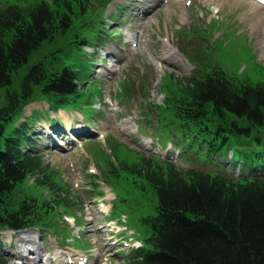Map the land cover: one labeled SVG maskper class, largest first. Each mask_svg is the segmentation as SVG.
<instances>
[{
	"label": "rangeland",
	"instance_id": "rangeland-1",
	"mask_svg": "<svg viewBox=\"0 0 264 264\" xmlns=\"http://www.w3.org/2000/svg\"><path fill=\"white\" fill-rule=\"evenodd\" d=\"M37 1L52 2L0 0V7ZM64 1L71 8L70 28L42 44L31 54L30 64L44 59L56 67L68 64L85 70L77 104L52 113L34 96L23 102L17 117L19 121L25 116L29 130L34 128L35 148L51 171L43 181L54 182L57 192L38 183V175L27 177L16 197H33L31 210L44 226L2 231L0 256L8 264H22L15 240L8 236L29 232L41 248V260L22 253L30 263L50 264L62 257L69 264L66 253H78L84 259L77 264H130L133 249L149 235L138 218L152 212L154 195L146 186L142 197L138 179L121 171L120 163H135L142 156L169 159L171 151L179 150L172 117L161 110L165 91L177 90L179 78L215 66L233 77L264 81V40L240 17L241 6L226 7L222 0H184L183 6L167 0ZM256 1L264 5V0ZM84 35L94 46L81 43ZM165 44L177 50L181 66L162 58ZM3 95L0 90V102ZM49 114L56 126L44 120ZM262 131L258 150L264 148ZM192 154L196 160L187 159ZM180 157L183 169L218 167L203 151L184 149ZM65 196L67 203L60 199Z\"/></svg>",
	"mask_w": 264,
	"mask_h": 264
},
{
	"label": "trees",
	"instance_id": "trees-1",
	"mask_svg": "<svg viewBox=\"0 0 264 264\" xmlns=\"http://www.w3.org/2000/svg\"><path fill=\"white\" fill-rule=\"evenodd\" d=\"M67 11L64 0L0 7V230L44 226L31 210L33 197H16L28 176L38 175V183L57 192L54 182L43 181L51 171L34 147L28 120L17 117L34 96L52 111L76 103L78 69L44 59L30 64L42 44L70 28ZM165 96L161 110L172 117L181 152L203 151L218 167L183 169L153 156L120 163L121 171L138 179L142 197L146 186L154 195L152 212L138 218L149 235L130 264H264V148L256 149L263 141L264 81L211 67L179 78L177 90ZM0 264L8 263L0 256Z\"/></svg>",
	"mask_w": 264,
	"mask_h": 264
},
{
	"label": "bare ground",
	"instance_id": "bare-ground-1",
	"mask_svg": "<svg viewBox=\"0 0 264 264\" xmlns=\"http://www.w3.org/2000/svg\"><path fill=\"white\" fill-rule=\"evenodd\" d=\"M168 3L170 4H177L179 6L184 5V0H167ZM208 1V0H205ZM248 3V4H247ZM221 4L224 5L226 4V7H232L236 8L241 6L242 11L240 12V17L243 20H248L250 27L253 29L254 33L257 35L261 36L264 40V5L256 0L254 1H247V0H222ZM218 10V9H217ZM166 12L168 15H170L173 12V9L171 10V6L169 5L168 8L166 9ZM233 23V22H232ZM153 50L152 52H154ZM168 52L170 54H168ZM179 54L177 50H172V47L169 44H165L163 47V55L162 58L165 60H168L169 62L180 65L181 63L179 62V59L175 58V55ZM67 125H69V122L67 121ZM122 129L129 132L130 128L126 125L122 126ZM99 228V227H98ZM99 230V229H98ZM8 238H13L15 240V254L22 260V264H35V263H30L28 257L25 254H22L23 252L26 253H34L35 258L37 260H41V253L35 240H33L32 235L29 232H22L16 233L14 235L9 234ZM98 244L102 245L101 240L98 238ZM66 257L69 259V264H77L83 262L84 255L82 254H69L66 253ZM55 258L54 261L50 260V264H67L68 262L65 261L67 259L60 258L59 260H56ZM85 264H89V261ZM49 264V263H46Z\"/></svg>",
	"mask_w": 264,
	"mask_h": 264
}]
</instances>
